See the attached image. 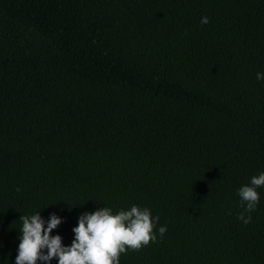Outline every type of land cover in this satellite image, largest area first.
<instances>
[{
    "label": "trees",
    "instance_id": "obj_1",
    "mask_svg": "<svg viewBox=\"0 0 264 264\" xmlns=\"http://www.w3.org/2000/svg\"><path fill=\"white\" fill-rule=\"evenodd\" d=\"M258 72L264 0H0V264L20 216L55 213L68 246L80 214L132 205L157 240L119 264H264V187L237 219L264 171Z\"/></svg>",
    "mask_w": 264,
    "mask_h": 264
},
{
    "label": "clouds",
    "instance_id": "obj_2",
    "mask_svg": "<svg viewBox=\"0 0 264 264\" xmlns=\"http://www.w3.org/2000/svg\"><path fill=\"white\" fill-rule=\"evenodd\" d=\"M208 22L207 17L201 18L202 24ZM256 78L264 80V73L258 72ZM260 187H264V171L251 177L249 184L237 190L242 208L237 219L244 224L252 220L251 213L260 199L257 191ZM19 219L22 220V228L15 264H37L38 260L50 264L53 257L57 258V264H119L121 253L138 250L150 241L156 242L157 236L153 229L159 217L152 216L148 207L137 205H132L128 210L121 209L115 214L108 206L84 212L78 216L77 225L72 229L74 239L68 246L62 245L60 235H50L61 222L55 213L49 215L47 222L39 210L31 215L20 216ZM166 231V226L158 228L161 237ZM44 249L47 251H42Z\"/></svg>",
    "mask_w": 264,
    "mask_h": 264
}]
</instances>
